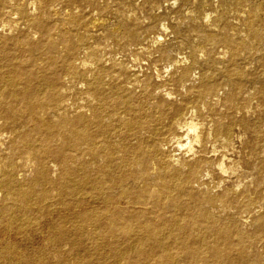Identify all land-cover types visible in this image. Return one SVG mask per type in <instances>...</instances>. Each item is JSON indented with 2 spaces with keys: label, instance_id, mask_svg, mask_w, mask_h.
<instances>
[{
  "label": "bare ground",
  "instance_id": "1",
  "mask_svg": "<svg viewBox=\"0 0 264 264\" xmlns=\"http://www.w3.org/2000/svg\"><path fill=\"white\" fill-rule=\"evenodd\" d=\"M186 1L153 4L144 16L147 3L137 2L124 25L115 22V12H97L96 0H0V25H7L0 33V134L6 141L5 153L0 151V251L11 253L3 264H62L65 258L74 264H264V250L249 253L264 249V201L248 210L254 230L246 235L245 219L201 208L204 202L228 201L227 192L215 196L194 187L205 184L203 172H217L221 156H229L235 143L255 150L264 138V0H225L224 11L222 0H203L201 14L195 10L199 0H189L183 20L171 17ZM209 11L215 15L205 22ZM59 14L68 18L60 20ZM9 29L20 34L6 37ZM196 29L201 37L183 38ZM153 30L132 53L133 63L116 62L100 43L126 31L145 40ZM212 44L223 47L220 57L207 48ZM157 53L170 61L168 74H176L158 87L181 84L183 90L158 91L152 107L164 106L159 113L139 98L147 91L137 93L128 80L136 75L134 63ZM220 73L233 87L229 92L248 83L256 106L241 109V115L222 110L223 93L212 98ZM154 76L163 77L158 68ZM193 109L201 144L194 155H181L177 166L169 142ZM213 145L219 156L212 154ZM84 153L103 163L89 168L77 161ZM17 159L33 161V174ZM18 170L25 172L23 179H17ZM148 179L158 181L162 202L143 192ZM253 202L248 197L242 205Z\"/></svg>",
  "mask_w": 264,
  "mask_h": 264
},
{
  "label": "rangeland",
  "instance_id": "2",
  "mask_svg": "<svg viewBox=\"0 0 264 264\" xmlns=\"http://www.w3.org/2000/svg\"><path fill=\"white\" fill-rule=\"evenodd\" d=\"M20 1L24 2L25 0H20ZM242 1L243 0H238L239 3L244 5V3ZM137 2L140 4L145 3V2L147 3L146 8H145V13L142 14L141 16H144L147 13L148 9H151L153 4H154V6L156 5L155 7L165 5L164 0H154V1H150V0H101V2H100V0H96L94 6L98 7V9H96V11L99 13H102L101 12L102 8L106 9L107 11L115 12V22L117 21V22H121L124 24L125 23L124 21L127 20V17H128L127 15H129L130 13L132 14V10L135 11L137 9V4H138ZM202 2H203V0L202 1L199 0L195 6L196 12H198L200 14L203 11L202 7H204ZM213 2H214L213 0H208L209 5H212ZM185 3H184V5L180 6L179 8H177L173 11H170V13H172L171 17L182 16L181 18L183 20L184 19L183 18L184 13L187 11V7L191 4V2L189 0H187ZM59 7L60 6H58V8ZM219 8H221V10H223V11L226 9L225 0L221 1ZM68 9L69 8H67L66 10H68ZM122 16H123V18H122ZM55 17H56V15H55ZM57 17L60 20L64 19V18L65 19L68 18L67 15H63V14L57 15ZM107 29H109V27H107ZM106 31H109V30H106ZM154 31L155 30H153V32L147 31L146 32L147 38L145 40H143V37L140 35H137V36L129 35V34H127V31L122 33V34L116 33L114 35L115 39H114L113 34L110 33L111 36L110 37L108 36L105 39L101 38L100 43H102V45L104 47L108 45V47L106 49L111 50L113 52V54L115 55V61L116 62H123L124 64H126L127 62L131 61L133 63V60L135 59V57L132 55V53L135 52L133 54H136L137 49L140 48L139 43L143 42V44H145L149 39H151V37L154 36V34H153ZM19 34H20V30H18V31L12 30L11 33L6 32L5 36L6 37H17ZM184 34H186L187 36ZM195 35H199L201 37V35H202L201 30L196 29V31H187V32L183 33V38H185L187 41L190 42L192 40L193 41L196 40V38H193V36L195 37ZM38 36H39V34L33 35L34 40H37ZM200 37H198V38L200 39ZM180 40H182V39H180ZM148 45L146 47H148ZM19 48H21V47L19 46ZM207 48L211 50V53H212V55H214V57H218L219 53L223 50V47L220 44H217V45L212 44V45L208 46ZM149 50H148V52H149ZM19 51L20 50H18L17 47L13 49V52L15 54H19ZM150 55L151 54H149V53L147 54V56H150ZM151 58H149L148 61L144 60L140 63L139 62L134 63L135 66L133 68H135L134 70H135L136 75H133V73H131L130 78L128 80H133V83L135 82L136 85L134 87V91H137V93H139L140 90L141 91H147V95H145V97H139V98L141 99V101H143V103H145L146 106H148L147 109L149 111L154 110L155 112L159 113L162 109H164V106L160 105L157 108L152 107V104L157 103V101H158V99L154 98L155 94L158 91H164V89H166V88L171 89L172 91H183V90H182L181 84H179V85L178 84H176V85H165L162 87H158L159 84L164 83L166 80L170 81V80L174 79L176 77V74L173 70L169 74L168 73H167V75L165 74L164 68H168V66H171V64H170V61H168L166 58H163L160 55V53H157L156 55L155 54L152 55ZM248 61L250 63L253 62V58L252 57L249 58ZM219 66L222 68V65H219ZM219 66H217V67L220 68ZM155 68L156 69L158 68L159 73L163 76L161 78V80H160V78L158 80L157 77L154 76ZM174 75H175V77H174ZM207 75H208V77L212 76L210 70L207 71ZM124 77L126 78L127 75H125ZM178 77L179 76H177V78ZM128 80H126V82ZM157 80H158V82H157ZM215 80L220 82V84H217V86H215V88L212 89V91H213L212 98H214V96L217 93H220V92L223 93V99L221 101V106H220L221 108H224L222 110L234 108V109H236V112L240 113V115H241L243 113V111L241 109H243L245 107H250V106L255 107L256 106L257 100L256 99L251 100L254 91H250V88H249L250 85L248 83L245 84V86L243 87V89L241 91L229 92L230 90H232L233 87L230 85V82L228 81L227 77H223L222 74L220 73L219 75H217L215 77ZM198 83H199V80L196 81L195 85H198ZM190 84L192 85V83H190V82L187 83L188 86H190ZM230 93H231V95H230ZM223 100H224L225 104L223 103ZM261 109L264 111V107H261ZM120 116H123V115H120ZM115 117H117V114H115ZM7 136H10V134H8ZM118 138L119 137L115 135V141L113 142V144L115 146V151L116 150L118 151V153H117V151L115 153L116 158L119 159L122 156V152L120 151V147H119L120 146V138L119 139ZM238 144L239 143H235L234 146L232 148H230L231 150H229L228 155L233 158L232 160L236 163V166H239V168L243 169V171L239 172L240 177H245V176H249V175L254 177V180L250 182V185L246 184L244 186V188H242L239 192L232 190L231 185L228 183H225L224 190L221 192H213V191H211V189L206 190L203 186L198 187L197 184H194V187L196 189L203 191V192L211 193L212 195H215V196H217L223 192H227L228 193V201H226V202L217 201V202H215L214 205H211L209 203L206 204V202H204V203H202L201 208L202 209H209V210H211V212L220 213L223 215L230 214V215H232V217L234 219H236V220L241 219V221H244V219L245 220L247 219L246 217L252 216V214L249 215L250 211L253 210L257 205H259L260 202L264 201V138L263 137L261 138V140L259 141V146L255 150L251 149V148H243L242 145H239L240 146L239 147ZM233 149H234V151H233ZM237 151H239V152H237ZM232 153H234V154H232ZM231 155H233V156H231ZM77 161L85 162L88 165V167L91 169H94L98 165L103 163L102 157H99V156L94 157L88 153H84L82 156L77 157ZM204 173L205 172H203V175H204ZM210 173L212 174V177H213V180L215 181V183H218L221 179H225V178L221 177L220 174H218L219 173L218 171L217 172H210ZM201 175L202 174L200 173L198 176H201ZM233 180H234L233 183H235L236 178H233ZM207 183H209V181L205 180V184H207ZM142 186L145 188H143ZM141 187L144 189L143 190L144 193L154 195L155 199H157L158 201L162 202L164 200V196L161 195V193L158 191L159 187H158V181L156 179L143 180ZM244 191H246L247 194H246V192L244 194ZM248 197H255V202H253L251 206L244 207L242 204L248 200ZM260 197L261 198L263 197V198L261 199ZM230 210H231V212H230ZM248 210H250V211H248ZM241 228H242V231L244 234L249 235L254 230L253 220L250 219L249 222L246 225H242ZM263 250H264L263 248L258 246V247L249 249V253L250 254H259V253H262ZM62 264H74V260L70 259V258H65L62 260Z\"/></svg>",
  "mask_w": 264,
  "mask_h": 264
},
{
  "label": "clouds",
  "instance_id": "3",
  "mask_svg": "<svg viewBox=\"0 0 264 264\" xmlns=\"http://www.w3.org/2000/svg\"><path fill=\"white\" fill-rule=\"evenodd\" d=\"M165 6H167L169 3L172 4L173 7L176 6L178 3V0H164ZM35 11V8L33 9ZM249 10L245 8L243 11H240L238 15L240 17H244L246 13ZM188 13H186L187 15ZM129 15H132L131 13ZM214 12H207L205 14V22H209L211 17L214 16ZM237 23L239 22L238 20L236 21ZM7 25H0V33L4 31V28H6ZM162 28L165 32L168 31L167 27L162 25ZM9 33H11V29H9ZM159 42H163L164 37L163 36H158L157 37ZM203 56V53H201ZM86 66V65H84ZM171 66L168 68H165V74L167 75L168 71H170ZM79 87L83 88L84 84L80 83ZM83 103V101H81ZM191 118H185L184 121L178 122L176 125L177 128V135H175L172 140L169 142L171 146L174 148L173 156L175 157L174 163L179 166L180 165V157L183 155L184 157H188L191 155H194L196 152V149L200 146L201 144V136H200V131H201V124L199 121L195 118L196 117V112L195 109L192 110L190 113ZM241 143L243 142L244 137L241 136L239 137ZM5 143L6 141L4 140V135L0 134V151L5 153ZM164 151H168L169 145L165 144L162 146ZM214 151L213 155H220V151L215 148V145L212 146ZM224 151H227L226 149ZM8 155H11L9 152ZM6 163V161H5ZM17 164H23V167L25 169H29L28 175H32L31 168L35 167V164L33 161L28 159L27 161H23L21 159H17L16 161ZM217 171L219 172L220 176L225 178L221 179L218 183H215L212 177V174L210 172H205L204 176L202 177V180L209 181V183L204 184L203 187L207 189H211L213 192H221L224 190L225 183H228L231 185L232 190L239 192L246 184L250 185V182L254 180V177L252 176H245V177H240L239 172L243 171L242 168H239L236 166L233 162V160L225 155L221 156L219 162L216 165ZM25 175V172L23 170H18L17 171V179H23ZM233 178H236L235 183H233ZM2 195V194H0ZM9 199H11V196H9ZM261 211V209L257 208L256 212L257 214ZM251 217L246 219L244 222L247 224ZM66 247V246H65ZM5 253H7V257L11 255L10 252L7 250L0 251V264H3L4 258H5ZM20 253V252H19ZM19 253L16 257V259H19Z\"/></svg>",
  "mask_w": 264,
  "mask_h": 264
}]
</instances>
